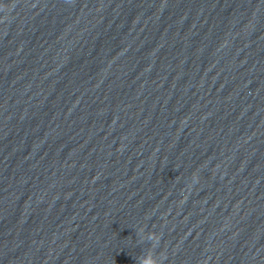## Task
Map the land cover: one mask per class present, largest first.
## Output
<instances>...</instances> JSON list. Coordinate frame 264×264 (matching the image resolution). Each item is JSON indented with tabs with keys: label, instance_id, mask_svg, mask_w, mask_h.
<instances>
[{
	"label": "water",
	"instance_id": "95a60500",
	"mask_svg": "<svg viewBox=\"0 0 264 264\" xmlns=\"http://www.w3.org/2000/svg\"><path fill=\"white\" fill-rule=\"evenodd\" d=\"M264 264V0H0V264Z\"/></svg>",
	"mask_w": 264,
	"mask_h": 264
},
{
	"label": "clouds",
	"instance_id": "9594fccd",
	"mask_svg": "<svg viewBox=\"0 0 264 264\" xmlns=\"http://www.w3.org/2000/svg\"><path fill=\"white\" fill-rule=\"evenodd\" d=\"M142 264H143V261H142Z\"/></svg>",
	"mask_w": 264,
	"mask_h": 264
}]
</instances>
